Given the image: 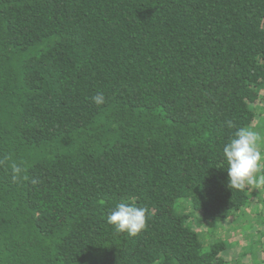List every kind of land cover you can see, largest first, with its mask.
Returning <instances> with one entry per match:
<instances>
[{
    "label": "trees",
    "instance_id": "16d2710c",
    "mask_svg": "<svg viewBox=\"0 0 264 264\" xmlns=\"http://www.w3.org/2000/svg\"><path fill=\"white\" fill-rule=\"evenodd\" d=\"M261 99L264 0H0V264H241L201 229L249 210L222 148Z\"/></svg>",
    "mask_w": 264,
    "mask_h": 264
},
{
    "label": "clouds",
    "instance_id": "9594fccd",
    "mask_svg": "<svg viewBox=\"0 0 264 264\" xmlns=\"http://www.w3.org/2000/svg\"><path fill=\"white\" fill-rule=\"evenodd\" d=\"M99 106L105 102L103 93L91 98ZM228 128H233L231 120L226 121ZM222 155L227 163L228 186L243 190L247 185L264 184V174L257 176L264 169V135L249 127L235 130L229 142L222 148ZM3 163V161H0ZM13 182L23 179L24 168L15 162L10 165ZM35 184L37 181L32 180ZM146 207L136 204L118 203L107 215V223L114 226L117 232L138 235L146 227Z\"/></svg>",
    "mask_w": 264,
    "mask_h": 264
},
{
    "label": "rangeland",
    "instance_id": "374dc122",
    "mask_svg": "<svg viewBox=\"0 0 264 264\" xmlns=\"http://www.w3.org/2000/svg\"><path fill=\"white\" fill-rule=\"evenodd\" d=\"M255 113V121L249 128L264 135L263 99L258 102ZM259 175L257 173L258 177ZM247 194L250 202L248 211L243 210L240 215L234 214L227 222L205 225L201 230L209 240L222 237L229 247L224 257L227 261L264 264V192L261 184L247 185Z\"/></svg>",
    "mask_w": 264,
    "mask_h": 264
}]
</instances>
